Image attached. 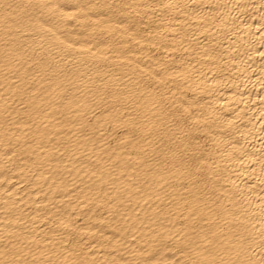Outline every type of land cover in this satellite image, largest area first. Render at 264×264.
<instances>
[{"label": "bare ground", "instance_id": "obj_1", "mask_svg": "<svg viewBox=\"0 0 264 264\" xmlns=\"http://www.w3.org/2000/svg\"><path fill=\"white\" fill-rule=\"evenodd\" d=\"M0 264H264V0H0Z\"/></svg>", "mask_w": 264, "mask_h": 264}]
</instances>
